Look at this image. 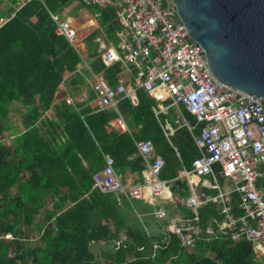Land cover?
<instances>
[{"label":"trees","instance_id":"trees-1","mask_svg":"<svg viewBox=\"0 0 264 264\" xmlns=\"http://www.w3.org/2000/svg\"><path fill=\"white\" fill-rule=\"evenodd\" d=\"M15 3L0 25V264H264L246 240L219 237L181 246L175 234L162 228L165 218L158 221L156 233H147L144 218L135 215L138 202L94 186L93 174L104 168L106 157L117 173L144 169L136 142L145 139H151L155 153L165 160L159 179L175 180L199 154L193 139L198 129L191 134L182 126L167 134L166 122L177 125L174 108L156 116L155 101L142 87L136 89V104L120 98L117 111L93 106V91L81 102L65 98L53 105L64 75H79L77 65L84 60L57 33L52 16L63 18L67 8L69 16L81 8L95 15L99 27L83 38L85 62L91 72L102 71L112 86L121 62L106 64L96 38L103 34L116 44L119 25L112 8L81 0H29L19 8ZM50 107L52 119L44 116ZM13 108L21 129L9 119ZM183 113L188 116L184 107ZM119 115L127 129H108ZM189 121L194 124L195 118ZM172 189L182 197L189 194L184 180L174 182ZM231 202L236 211L238 194L232 193ZM178 209L190 215L185 206ZM217 210L214 203L202 205L197 210L200 221L220 216ZM101 241L106 245L96 247Z\"/></svg>","mask_w":264,"mask_h":264},{"label":"built area","instance_id":"built-area-1","mask_svg":"<svg viewBox=\"0 0 264 264\" xmlns=\"http://www.w3.org/2000/svg\"><path fill=\"white\" fill-rule=\"evenodd\" d=\"M26 1L29 0H16L15 7ZM81 1L85 5L112 8L119 25L118 43L110 47L102 45L98 50H102L106 64L120 61L132 73L131 94L142 87L156 100L170 98L173 103L182 104L198 126L193 139L199 154L190 171L184 169L182 174L211 176L214 182L207 186L217 193L193 190L185 199L193 215L172 219L166 230L175 234L184 247H191L201 239L226 237L235 242L249 241L257 258L264 255V101L242 89L221 84L212 76L203 48L190 37L173 0ZM52 17L57 23V33L76 46V30L69 20ZM4 21L0 17V25ZM91 75L92 101L98 109L117 108L118 95L130 91L122 83L112 86L102 71ZM84 99L81 96L77 101ZM70 101L73 103L71 98ZM118 119L122 123L119 116ZM136 146L145 158L153 149L150 140L137 141ZM164 164L162 156L153 157L152 188L156 194L161 190L158 176ZM217 175L229 180L232 188L227 195L221 191ZM93 181L101 192L123 190L109 157L104 168L93 174ZM232 192H237L240 198L235 207L237 212L228 197ZM129 195L140 198V188L132 187ZM206 203L217 204L220 216H212L203 224L197 208ZM155 214L162 217L164 211Z\"/></svg>","mask_w":264,"mask_h":264},{"label":"crops","instance_id":"crops-1","mask_svg":"<svg viewBox=\"0 0 264 264\" xmlns=\"http://www.w3.org/2000/svg\"><path fill=\"white\" fill-rule=\"evenodd\" d=\"M12 1L13 0H0V13H1L0 17L4 18L5 20H6L7 15H5L4 12L10 6H12ZM68 10L69 8L63 11V18L69 20L70 25L76 30V32H78L77 29L79 28H75V27L80 26V23H77L79 20H81L82 23H88L91 21L90 24H86L87 29L89 27V30L87 32L80 31V33H82L80 36L81 40L77 41L76 43V46L81 45L80 49L77 47L76 48L79 50V52L81 53L83 57V53L86 54V47H85V43L83 42V38L90 31H92L95 28H98L99 24H98L96 17H94V20L87 19V15L85 13L90 12L87 8L79 9L74 16H69ZM81 17L82 19H80ZM72 20L74 21L73 23L75 24V26L72 24ZM96 41L99 43V48H101L102 45L106 47H110V46H115L118 43V37H117L116 44H113L111 41L107 42L103 34H100L99 36H97ZM101 53H103L102 50H101ZM85 54L83 57V60H84L83 63H79L77 65V73H79V75H76V73L74 72L66 73L64 75L63 81L58 86V89L55 92L53 105L59 104V102H62L65 98H71L73 101L74 100L77 101L81 96L87 97L92 92L91 82L93 80V76L91 75L89 66L85 62V58H86ZM118 75H119V79L116 84L122 83L125 86V89H129L130 91L129 93L123 92L122 94H119L117 98V103L120 98L127 97L131 100L132 103L136 104L137 103L136 90H134V92L131 94L132 80H133L132 73H130V71L126 67L121 66V71L119 72ZM147 93L151 97V99L155 101V106L153 107V111L156 116L159 113H166L169 107L174 108V111H175L174 122L177 125L172 126L170 123L166 122L164 129L168 131V133L166 132L167 134L174 133L177 130V128L182 127V126L186 127L190 131L191 134L192 133L195 134L194 130L198 129V126L196 125V122L194 124H191L189 121V118L193 119L194 116L190 114L182 104L173 103L170 98H166L164 100L159 101V100H156L152 96V94H150L149 92ZM91 104L95 106V103L93 101ZM183 107L188 112V116L183 113ZM115 109L117 111V108ZM44 115L52 119L54 117L53 108L50 107L48 110H46ZM119 118L122 120V123H119V119L117 117L110 121V125L108 129L113 127L120 131L126 130L127 127H126V124L122 116L119 115ZM145 140L151 141V139H145ZM6 141L7 143H10L9 138ZM152 148H153V143H152ZM155 155H159V154L155 153L154 148H153L150 155L146 156V158L143 157L144 162H145L144 164L145 168L142 169L140 172L136 168L135 169L127 168L118 173L115 171L117 175L119 176L122 182V185H123V190H121L120 192L125 193L130 199L134 200L135 202H138L137 204L139 207V212H137L135 215L140 218H144L147 224L145 226V230L147 233L149 232L156 233L158 231L157 229L158 221L164 218L167 219V224H168L172 219L176 217L183 218V217L192 216L193 211L190 207L185 205V199L192 193L193 190L197 191V190L203 189L207 193H210V194L217 193V190L208 188L207 186V184L214 182L211 176L198 177L194 174L185 175V174H182V171L184 169H181L178 172V175L175 180H171V181L170 180L169 181L160 180L158 177V180L161 182V190L159 194H156L154 189L152 188V184L153 182H155V177H153L152 172H151V163ZM185 170L190 171V169L189 170L185 169ZM216 179H217V183L221 191L227 195L230 192V189L232 188L229 180L226 178L220 177L218 175L216 176ZM183 180L187 182L188 187H189V194L186 197H182L181 195L177 193V191L172 189V185L174 184V182L183 181ZM135 186L140 188V192H141L140 198H133L129 195L130 189ZM120 192H117V193H120ZM232 193L238 194L237 192H232ZM232 193L228 195V197L230 198V202L232 201ZM237 204L235 205V207L237 206ZM178 205L185 206L190 211V215H184L182 211H179ZM201 206L202 205H200L197 208V210ZM158 210H163L164 216L162 217L157 216L155 213ZM166 225L162 228L165 229ZM105 245L106 243L104 241H101L98 243L96 247L101 248V247H104Z\"/></svg>","mask_w":264,"mask_h":264},{"label":"water","instance_id":"water-1","mask_svg":"<svg viewBox=\"0 0 264 264\" xmlns=\"http://www.w3.org/2000/svg\"><path fill=\"white\" fill-rule=\"evenodd\" d=\"M173 1L212 76L264 101V0Z\"/></svg>","mask_w":264,"mask_h":264},{"label":"rangeland","instance_id":"rangeland-1","mask_svg":"<svg viewBox=\"0 0 264 264\" xmlns=\"http://www.w3.org/2000/svg\"><path fill=\"white\" fill-rule=\"evenodd\" d=\"M86 15H87V19H89V20H94V17H95V15H93L91 12H86L85 13ZM80 19H82V17L80 18ZM75 21H77V20H75ZM74 21L72 20V24L75 26V24L73 23ZM91 22V21H90ZM90 22H88V23H82L81 22V20H79L77 23H80V26L79 27H75V28H79V29H77V31H78V33H79V36H81V34L82 33H80V31L81 32H87L88 30H89V27H88V29H87V27H86V24H90ZM86 27V28H85ZM77 48H81V45H77L76 46ZM84 54L85 53H83V57H84ZM86 55V54H85ZM45 114V113H44ZM45 116V115H44ZM19 118H20V115H19V113H17V110H16V108H13L12 110H11V112L9 113V119L11 120V123H12V125L16 128V130L17 129H21V124H20V121H19ZM5 140H7V139H5ZM224 188H225V186H224ZM9 236V235H8ZM97 251L99 250V249H96ZM103 250V249H102ZM262 257H264V255H261V256H259V258H262Z\"/></svg>","mask_w":264,"mask_h":264}]
</instances>
